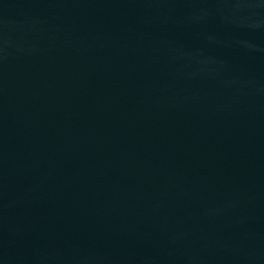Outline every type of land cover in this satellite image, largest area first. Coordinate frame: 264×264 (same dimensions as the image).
<instances>
[{"label":"water","instance_id":"obj_1","mask_svg":"<svg viewBox=\"0 0 264 264\" xmlns=\"http://www.w3.org/2000/svg\"><path fill=\"white\" fill-rule=\"evenodd\" d=\"M0 264H264V0H0Z\"/></svg>","mask_w":264,"mask_h":264}]
</instances>
